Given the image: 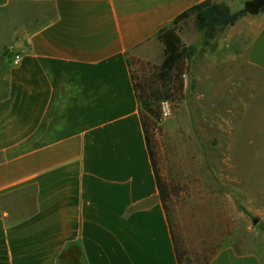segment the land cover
Segmentation results:
<instances>
[{"label": "crops", "instance_id": "0c3cea01", "mask_svg": "<svg viewBox=\"0 0 264 264\" xmlns=\"http://www.w3.org/2000/svg\"><path fill=\"white\" fill-rule=\"evenodd\" d=\"M199 1L0 0L24 33L0 59V264L76 245L84 264H177L128 56ZM224 29L231 58L264 72V11ZM208 264L262 262L226 246Z\"/></svg>", "mask_w": 264, "mask_h": 264}, {"label": "rangeland", "instance_id": "374dc122", "mask_svg": "<svg viewBox=\"0 0 264 264\" xmlns=\"http://www.w3.org/2000/svg\"><path fill=\"white\" fill-rule=\"evenodd\" d=\"M20 19L19 9L0 12V59L14 54L9 45L24 34ZM177 32L196 48L184 74V97L162 102L160 120L152 119L158 169L175 193L184 241L194 249L214 233L220 249L255 252L264 264V72L245 70L231 58L225 29L207 40L187 18ZM162 56L157 39L130 52L135 81Z\"/></svg>", "mask_w": 264, "mask_h": 264}, {"label": "trees", "instance_id": "16d2710c", "mask_svg": "<svg viewBox=\"0 0 264 264\" xmlns=\"http://www.w3.org/2000/svg\"><path fill=\"white\" fill-rule=\"evenodd\" d=\"M262 11L264 0H245L243 7L235 12H232L222 0L199 1L183 10L170 25L162 27L156 33V39L163 46V56L158 64L147 63L152 70L151 73L138 82L131 71L145 141L159 196L171 229L177 264H208L220 250L214 233L202 238L194 249L187 246L174 211L175 193L172 191L171 183L160 175L158 169L157 143L154 139L155 121L152 118L160 120L157 109L161 108L162 102H181L183 99L184 74L196 51L193 44H187L182 40L177 32L178 24L191 18L194 29L202 32L207 40H212L224 27L233 25L239 18ZM80 258L83 259L81 247L72 246L59 254L58 264H81Z\"/></svg>", "mask_w": 264, "mask_h": 264}, {"label": "built area", "instance_id": "2783aa9c", "mask_svg": "<svg viewBox=\"0 0 264 264\" xmlns=\"http://www.w3.org/2000/svg\"><path fill=\"white\" fill-rule=\"evenodd\" d=\"M19 55L15 56L14 62L16 63L18 61Z\"/></svg>", "mask_w": 264, "mask_h": 264}, {"label": "water", "instance_id": "95a60500", "mask_svg": "<svg viewBox=\"0 0 264 264\" xmlns=\"http://www.w3.org/2000/svg\"><path fill=\"white\" fill-rule=\"evenodd\" d=\"M254 222H256V219L254 220Z\"/></svg>", "mask_w": 264, "mask_h": 264}]
</instances>
